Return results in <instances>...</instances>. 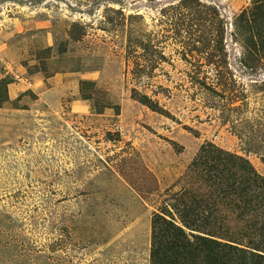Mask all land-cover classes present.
<instances>
[{"label": "rangeland", "instance_id": "1", "mask_svg": "<svg viewBox=\"0 0 264 264\" xmlns=\"http://www.w3.org/2000/svg\"><path fill=\"white\" fill-rule=\"evenodd\" d=\"M252 1L0 0V264H151L209 143L264 176Z\"/></svg>", "mask_w": 264, "mask_h": 264}, {"label": "trees", "instance_id": "2", "mask_svg": "<svg viewBox=\"0 0 264 264\" xmlns=\"http://www.w3.org/2000/svg\"><path fill=\"white\" fill-rule=\"evenodd\" d=\"M236 22V28L250 32L246 47L264 48V0H253ZM141 101L158 107L148 96ZM199 153L193 172L199 171L209 190L193 195L190 203L189 192L176 196L174 209L182 226L173 217L155 216L151 264H245L249 259L250 264H264V176L245 157L211 143ZM226 207L246 226L235 241L221 220Z\"/></svg>", "mask_w": 264, "mask_h": 264}]
</instances>
